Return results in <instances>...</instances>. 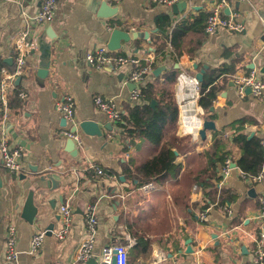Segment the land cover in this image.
<instances>
[{"label":"crops","instance_id":"crops-1","mask_svg":"<svg viewBox=\"0 0 264 264\" xmlns=\"http://www.w3.org/2000/svg\"><path fill=\"white\" fill-rule=\"evenodd\" d=\"M104 1L109 0H57L52 22L34 25L31 20L40 0H0V138L4 130L9 146L22 149L23 164L17 174H6L0 164V264H97L101 249L117 243L130 245V264H151L156 259L159 264H195L197 260L250 264L252 234L260 230L250 217L264 200V162L263 177L256 183L243 178L237 166L223 178L216 172L211 179L215 188L198 185L185 173L197 167L196 159L211 145L213 132L227 143L229 156L236 155L230 141L241 119L245 132L264 139V98L239 97L232 83L234 74L253 69L264 76V0H230L224 13L238 12L243 30H219L213 35L205 33L204 16L217 0H188L181 11L150 0H123L110 18L100 16ZM180 25L189 29L175 48L171 32ZM116 28L137 33L111 51L136 59L138 66L150 65L147 80L158 67L162 76L173 69L195 74L206 66L203 78L209 77L218 89L213 111L203 117L214 121L216 130H206L203 140L192 139L195 147L190 151L176 152V170L164 181L148 182L146 188L147 184L137 185L128 167L151 157L153 150L144 140L130 144L118 122H111L93 102L95 96L113 99L124 113L138 101L130 99L125 81L135 66L126 64L108 72L85 61L96 47H107ZM39 68L47 70L41 73L43 78L38 76ZM15 89L21 105L11 107ZM65 93L75 100L77 123L92 120L100 132L86 134L78 127L82 147L75 155L67 151L68 138L61 134L65 124L55 108ZM175 134L187 136L178 124ZM131 158L135 162H129ZM96 168L105 174H97ZM225 192L231 196L230 216L217 201ZM28 198L31 208L24 209ZM66 203L72 210L70 226L65 237L58 239L59 208ZM88 207L95 211L97 225L91 256L81 262L75 253L87 238ZM203 209L206 219L199 223L196 217ZM34 210L28 221L25 217ZM50 224L52 233L45 235L37 251L30 252L32 235ZM10 226L16 230L18 254L6 262L4 242ZM188 239L191 253L185 252Z\"/></svg>","mask_w":264,"mask_h":264},{"label":"built area","instance_id":"built-area-1","mask_svg":"<svg viewBox=\"0 0 264 264\" xmlns=\"http://www.w3.org/2000/svg\"><path fill=\"white\" fill-rule=\"evenodd\" d=\"M122 1L123 0H109L108 3L113 7H117ZM150 1L153 4H165L171 6L188 0ZM229 1L230 0H217V2H215L205 20L204 30L206 34L213 35L219 30H243V23L238 20L240 15L238 12H231L229 10L227 15L224 13V8H228ZM56 5L57 0H40L38 11L31 20L32 23L34 25H47L52 22ZM262 36L264 38V26ZM85 61L94 69L106 70L108 72H115L121 66L131 64L135 67L126 74L125 81L136 85H142L147 80L152 69L150 65L138 66V61L136 59L121 54H115L103 45L96 47L92 52L86 54ZM232 83L239 97H244L247 94H250L254 97L264 98V76H262L256 69L250 70L247 73L234 74L232 77ZM174 85V96L178 109V129L181 134L190 135L192 139H198V130L202 127L203 117L205 116V111L199 104V98L201 95L200 81L195 77V74L180 71L176 76ZM247 89H249V92H247ZM139 96L140 89L135 88L130 91L131 100H136ZM93 102L100 111L104 112L111 122H119L121 120L122 113L119 111L117 103L113 99H105L101 96H95ZM55 108L65 120V126L61 130V134L66 138L71 139L74 143V147L78 150V148L82 147V139L78 132V123L75 118V100L73 96L69 93H65L61 100L56 103ZM261 143L264 146V139L261 140ZM232 163L233 161L230 156L225 157L222 164L219 165L217 173L222 178L226 177L232 168H234L232 167ZM0 164L6 174L20 173L23 168L22 149L20 147L9 146L7 142V134L4 130L1 131L0 138ZM90 167L93 168L94 164H90ZM95 172L97 174H105L100 168H96ZM240 174L243 178H246L253 183L261 181L263 177L262 170L253 175H246L242 171H240ZM149 185L150 184H147L143 188L149 187ZM196 186L197 185L194 186V189H196ZM220 207L228 216L231 215L232 210L227 202L220 203ZM71 211V207L67 203L61 205L59 208L62 226L56 232V237L58 239H63L69 230ZM196 218L199 223H204L206 219V209L201 210ZM250 218L256 221L260 226L259 232L252 234L250 264H264V230L261 229V224L264 223V200H262L261 206L257 212ZM85 219L87 224V238L80 244L75 253L76 260L81 262H85L90 258L93 248V237L97 225V215L92 207H88L85 213ZM45 235L46 230H38L32 235L30 252L37 251L40 248ZM129 248L130 245L123 243H117L113 246H105L101 249V258L97 264H111L113 256L115 257L114 264H130ZM113 250H116V252L114 253ZM194 253H197L198 255V252ZM17 254L16 230L14 226H10L4 242V259L6 262H12L17 258ZM151 264H159V260L156 259L151 262ZM195 264L202 263L200 260H197Z\"/></svg>","mask_w":264,"mask_h":264},{"label":"trees","instance_id":"trees-1","mask_svg":"<svg viewBox=\"0 0 264 264\" xmlns=\"http://www.w3.org/2000/svg\"><path fill=\"white\" fill-rule=\"evenodd\" d=\"M206 17L207 15L204 16V19ZM188 29L185 25H180L172 30L170 40L175 48H177V39L185 36ZM193 31L200 30L198 28ZM157 51H161L159 46ZM177 73L178 71L173 69L162 76L151 75V78L142 84L138 101L125 108V112L122 113L121 120L118 122L130 144H136V140H144L153 150L151 157L136 164L131 163L128 167L129 170H133L131 177L138 180L137 185L147 184L154 179L164 181L170 172L176 170L174 164L176 152L183 153L195 147V141L190 135L180 137L175 134L178 109L172 85L175 83ZM160 77H163L162 81ZM217 92L218 89L212 85L210 78H203L200 82L199 104L205 113L210 112L209 109L213 106ZM152 100L156 102L153 106L151 105ZM20 105L15 89L10 106ZM207 118H212V114ZM243 124L244 120H239L232 135L230 145L236 149L237 153L230 157L243 173L253 175L262 169L264 146L259 136L253 135L248 138L249 133L243 130ZM217 133L213 132L214 139L211 145L198 155L197 167L195 169L188 168L185 173L186 178L189 177L198 185L215 188L211 179L216 176L218 167L224 158L231 153V150L227 149V143L217 137ZM134 160L131 158L128 161L135 162ZM230 198V193L225 192L221 194L219 201L220 203L229 202Z\"/></svg>","mask_w":264,"mask_h":264},{"label":"water","instance_id":"water-1","mask_svg":"<svg viewBox=\"0 0 264 264\" xmlns=\"http://www.w3.org/2000/svg\"><path fill=\"white\" fill-rule=\"evenodd\" d=\"M186 7V3L183 1V2H179V3H176V4H173L172 5V8L173 10H176L177 8L180 9V11L182 9H184ZM226 9V8H225ZM101 14L100 16L101 17H104V18H110V17H114L116 14H117V11H118V8L117 7H113L111 5H109L106 1L103 2V4L101 5ZM136 31H123V30H120L119 28H116V29H113L112 32H111V35H110V38H109V42L107 44V47L108 49L110 50H115V49H118L120 47V44L119 42L121 40L127 42L129 41V39L131 38H135L136 37ZM205 68L206 66H203L202 68H200L196 73H195V77L201 82L203 80V74L205 72ZM159 70L160 68H155V70H153V75L157 76L158 73H159ZM45 72L47 71L45 68H39L37 70L38 72V76L43 78V75H41L42 72ZM17 84V82L15 83V85ZM128 86L130 87V90L132 89H135V88H138V89H141V86L142 85H136L134 83H128ZM247 92H249V89H247ZM156 102L155 100H152L151 101V105H155ZM209 111H213V106L210 107ZM62 123L65 124V120L62 118ZM78 127L86 134H91V135H100V132L98 131V126L96 125V123L92 120H82L79 122L78 124ZM206 130H216V126H215V122L212 121V120H208V119H203V122H202V127L198 130V135H199V138L200 139H205L206 137ZM253 132H250L249 133V136L248 138H251L253 136ZM13 136L14 138H17V135L15 133H13ZM19 144H23V140H18ZM68 147H67V151L70 152V154H77V149L74 147V143L71 139H68ZM232 167H236V164L233 162L232 163ZM253 193V188H250L249 189V194ZM31 203H32V200L31 198H28L25 205H24V209H29L31 208ZM35 211L34 210V213H32V215L30 217H25L28 221H32L34 215H35ZM52 230H53V225L50 224L49 226L46 227V234H51L52 233ZM187 249L185 250L186 253H191L192 252V248L190 246V240L188 239L187 240ZM113 252L115 253L116 250H113ZM115 263V257L113 256L112 257V261H111V264H114ZM89 264V263H88ZM96 264V263H95Z\"/></svg>","mask_w":264,"mask_h":264}]
</instances>
